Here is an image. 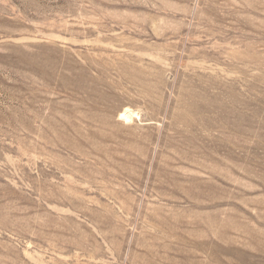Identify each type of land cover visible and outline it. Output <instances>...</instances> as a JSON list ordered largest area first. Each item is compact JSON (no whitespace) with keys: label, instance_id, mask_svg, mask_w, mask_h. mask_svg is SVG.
<instances>
[{"label":"rangeland","instance_id":"374dc122","mask_svg":"<svg viewBox=\"0 0 264 264\" xmlns=\"http://www.w3.org/2000/svg\"><path fill=\"white\" fill-rule=\"evenodd\" d=\"M0 264H264V0H0Z\"/></svg>","mask_w":264,"mask_h":264},{"label":"bare ground","instance_id":"6f19581e","mask_svg":"<svg viewBox=\"0 0 264 264\" xmlns=\"http://www.w3.org/2000/svg\"><path fill=\"white\" fill-rule=\"evenodd\" d=\"M125 116L128 117V116H131L132 115V111L128 108L125 110Z\"/></svg>","mask_w":264,"mask_h":264}]
</instances>
